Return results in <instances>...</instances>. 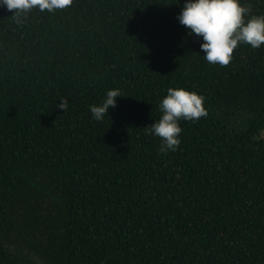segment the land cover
Returning <instances> with one entry per match:
<instances>
[{"label": "trees", "instance_id": "1", "mask_svg": "<svg viewBox=\"0 0 264 264\" xmlns=\"http://www.w3.org/2000/svg\"><path fill=\"white\" fill-rule=\"evenodd\" d=\"M183 3L73 0L22 25L0 6V264H264V45L209 64ZM169 87L207 116L164 154L145 128Z\"/></svg>", "mask_w": 264, "mask_h": 264}, {"label": "clouds", "instance_id": "2", "mask_svg": "<svg viewBox=\"0 0 264 264\" xmlns=\"http://www.w3.org/2000/svg\"><path fill=\"white\" fill-rule=\"evenodd\" d=\"M179 3V2H178ZM73 0H0L16 24L22 25L33 9L54 13L70 7ZM177 20L187 29V35L200 40V51L209 64L227 66L239 44L259 49L264 45V14L252 15L251 8L243 0H184ZM123 97L119 89L106 92L101 103L89 106L94 120L102 121L110 108L117 106V98ZM68 99L61 98L58 107L64 112ZM161 116L146 127L148 134L160 139V152H175L180 144L181 120L198 121L207 116L205 97L185 87H169L159 102Z\"/></svg>", "mask_w": 264, "mask_h": 264}, {"label": "rangeland", "instance_id": "3", "mask_svg": "<svg viewBox=\"0 0 264 264\" xmlns=\"http://www.w3.org/2000/svg\"><path fill=\"white\" fill-rule=\"evenodd\" d=\"M259 138H264V130H262V132L260 133Z\"/></svg>", "mask_w": 264, "mask_h": 264}]
</instances>
